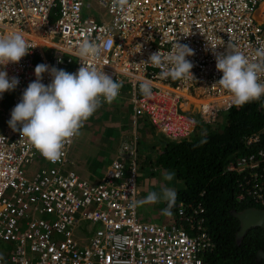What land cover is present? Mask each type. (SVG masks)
Returning <instances> with one entry per match:
<instances>
[{
	"label": "built area",
	"instance_id": "obj_1",
	"mask_svg": "<svg viewBox=\"0 0 264 264\" xmlns=\"http://www.w3.org/2000/svg\"><path fill=\"white\" fill-rule=\"evenodd\" d=\"M96 2L110 12L108 18L82 12L90 0H0V35L20 32L29 45L18 63L0 66L9 78L19 79L7 104L0 94V239L13 242L12 249L0 250V264H205L201 253L213 241L181 207L177 217L190 221L193 232L175 220L138 215L134 137L123 141L102 174L91 180L62 169L75 137L53 163L8 121L36 79L38 64L76 73L85 63L116 80L119 73L127 75L133 122L137 114H146L157 129L179 138L195 124L190 106L211 122L219 110L234 104L231 93L217 84L223 73L214 53L239 51L258 60L257 52L264 49V21L255 18L259 0H129L123 9L113 0ZM84 39L100 49L92 62L78 55ZM176 42L194 52L186 57L194 65L193 78L161 79L162 68L150 64L149 57L172 53ZM145 80L152 85L148 98L139 90ZM51 82L44 73L42 83ZM245 145L225 167L248 172L237 196L264 201V132L250 133ZM34 159L42 163L27 174ZM202 209L197 204L194 211ZM84 219L97 224L88 225V236L74 232Z\"/></svg>",
	"mask_w": 264,
	"mask_h": 264
},
{
	"label": "clouds",
	"instance_id": "obj_2",
	"mask_svg": "<svg viewBox=\"0 0 264 264\" xmlns=\"http://www.w3.org/2000/svg\"><path fill=\"white\" fill-rule=\"evenodd\" d=\"M260 3L261 0L258 2L256 10ZM113 4L114 6L123 9L126 6H129V0H113ZM28 48L29 45L24 38V35L20 32L0 35V66H6L9 63H18L26 54H28ZM99 52L100 49L97 44L89 39H84L78 46V55L81 61L92 62L99 55ZM214 54L216 57V68L223 73L217 84L231 93L233 103L236 106H243L251 101L259 100L261 96H264V82H261V76H264V49L257 52L258 60L256 61H250L248 57L239 51L229 52L226 50L224 53ZM192 55H194V52L191 48L187 45H181L176 42L172 53L162 55L160 51L155 52L149 57V63L153 66L162 68V71L159 74L161 79L171 78L173 81L187 80L193 78L191 69L194 65L186 59V57ZM46 72L52 77V82L48 85L42 83L43 74ZM35 76L36 79L29 83L27 88L23 91L20 102L12 110L11 119L8 121V124L13 131H19L21 137L26 138L29 144L40 152L45 159L55 163L64 156L66 144L70 143L72 138L80 134V129L82 128L83 123L87 121L103 103L111 104L114 102L119 96L123 85L120 81H114V78L106 74L103 70L89 67L85 63H81V67L76 73H68L63 69L50 67L46 64H38L35 67ZM18 84L19 79L17 77L9 78L6 71L0 70V94H5L6 91L14 90ZM139 90L146 98L153 95L150 81L145 80L140 82ZM10 93L12 94V92ZM130 98L131 95L129 99ZM130 104L132 113H134L131 101ZM221 110H219L218 113ZM187 111L194 117L195 122L196 117L194 114H198L202 119L195 108H191L190 106ZM138 115H145L148 123L150 122L154 129L159 131L158 133L160 136L157 137V140L155 139L157 142L160 141V138H175L168 136L160 129H157L148 115L142 113L137 114V116ZM202 121L204 120L202 119ZM135 122L133 123V128H131L130 135L123 132L122 136L119 137L118 145L115 147L113 154L115 155V152L123 141H130L131 138H135L137 151V183L139 137H141L144 132L142 131V134L139 133L138 125L135 124ZM216 122L217 117L214 121L207 123L217 124ZM18 125L20 126L19 128ZM263 128L264 127L252 130L246 135V138L250 133L257 131L264 132ZM144 139L146 140V137H144ZM203 142L206 141H202V143ZM149 144L151 146L153 145L152 150L156 153L158 150L156 146L157 143ZM67 168L76 170L73 167ZM160 168L163 169V167ZM95 179H97V177ZM164 179L168 181L172 180L173 173H166ZM151 190L144 199L137 200L136 204L142 206L147 203H157L158 201L163 200L167 202V207L162 210V214L165 216H171L173 213L172 208L175 206L177 200L176 191L171 188H162L160 193L155 192V190H153L154 192H151ZM238 198L246 201L250 200L248 203L251 204L249 205L264 207V201L254 200L246 194L241 197L238 196ZM137 199H139L138 195ZM171 220L177 221L187 230L188 228L194 229L191 222L186 219L188 226L184 225V223L178 219L177 213H173V218H170L169 221ZM160 222L168 221L162 220ZM89 224L86 225V229L89 232L88 234H85L86 236L91 233V229L87 228ZM91 228L93 227L91 226ZM203 228L205 229L204 225ZM188 231L193 232L194 230Z\"/></svg>",
	"mask_w": 264,
	"mask_h": 264
},
{
	"label": "trees",
	"instance_id": "obj_3",
	"mask_svg": "<svg viewBox=\"0 0 264 264\" xmlns=\"http://www.w3.org/2000/svg\"><path fill=\"white\" fill-rule=\"evenodd\" d=\"M10 97V91H6L5 104ZM221 111L225 114L221 125L204 122L194 114L196 122L189 133L179 138H160L155 162L159 167L171 168L180 181L172 212L176 214L181 207L205 226L213 241V246L201 253L205 264H262L256 250L264 249L263 228L253 225L239 240L235 237L239 220L232 210L251 204L237 196L248 181V172L226 169L225 165L247 148L245 138L249 132L264 127V96ZM164 204L167 207V202ZM197 204L203 209L194 211ZM180 220L188 226L185 219Z\"/></svg>",
	"mask_w": 264,
	"mask_h": 264
},
{
	"label": "rangeland",
	"instance_id": "obj_4",
	"mask_svg": "<svg viewBox=\"0 0 264 264\" xmlns=\"http://www.w3.org/2000/svg\"><path fill=\"white\" fill-rule=\"evenodd\" d=\"M90 7H86L85 5L82 8V12H92L96 16H101L108 18L110 16V12L107 11L106 7L100 6L96 0H90ZM120 79L117 81L122 82V88L120 90V94L117 99L111 104L103 103L101 107L87 120L83 123L82 128L80 129V134L74 138V142L72 143V153L71 157H69L68 162L62 166V169L66 167L76 168V159L85 160V164L82 168H76L79 174L88 179L94 180L98 177L102 170L109 163L112 158L113 151L112 146L117 142L116 136L114 134H122V130L125 129L127 135H130L131 127L133 126L132 121V108L130 104V81L127 79V75L123 73H119ZM114 81L116 79H113ZM14 91V90H12ZM10 91V92H12ZM98 116H96V115ZM224 111H220L217 116V124L221 125L224 121ZM145 121V122H144ZM150 123V122H149ZM119 124L121 127H116ZM135 124L138 125V131L142 134L141 125H147L148 121L145 118V115H138ZM152 124L150 123L149 128L150 133L148 134L147 139H144V134L139 137V147H138V166H137V186L140 189L138 194V201L144 199L148 193H150L151 187L154 188V183L159 181L162 184H166L167 188L177 190L180 181L177 180L174 175L173 179L168 181L164 179V175L166 173H173L171 168H160L157 166L155 162V157L157 153H154L153 145L151 146L149 143L156 144L157 138L153 137V134H158L159 131L152 130ZM152 128V129H151ZM102 135L101 137H99ZM110 136V137H109ZM99 137V138H98ZM105 137H109L105 140ZM103 138V139H102ZM98 139V140H97ZM156 139V140H155ZM161 140V139H160ZM101 141L103 143H101ZM149 143H148V142ZM96 145L88 147V144ZM83 152V153H82ZM81 154V155H80ZM89 154V158L86 157ZM88 158V159H87ZM42 163L41 159H34L30 164L26 166V173L30 174L34 172L38 165ZM84 169V170H82ZM160 169V170H159ZM165 169V170H164ZM163 187H158L159 191ZM164 206H161L157 203L152 204H144L137 205V212L143 218H151L158 221H169L170 216H165L162 214V210ZM90 222L88 220H82L78 227H74V232L85 235L89 232L86 229V225ZM97 224H91L92 227H95ZM13 242L7 239H0V250L8 251L12 249Z\"/></svg>",
	"mask_w": 264,
	"mask_h": 264
},
{
	"label": "water",
	"instance_id": "obj_5",
	"mask_svg": "<svg viewBox=\"0 0 264 264\" xmlns=\"http://www.w3.org/2000/svg\"><path fill=\"white\" fill-rule=\"evenodd\" d=\"M232 213L239 220V227L235 233L236 240H239L246 229L252 225H260L264 230V207L248 205L241 209H233ZM256 258L262 259V264H264L263 248L256 250Z\"/></svg>",
	"mask_w": 264,
	"mask_h": 264
},
{
	"label": "crops",
	"instance_id": "obj_6",
	"mask_svg": "<svg viewBox=\"0 0 264 264\" xmlns=\"http://www.w3.org/2000/svg\"><path fill=\"white\" fill-rule=\"evenodd\" d=\"M255 18H256V20H258V21H264V0H261V3L259 4V6H258V8H257V10H256V12H255ZM61 68V67H60ZM96 115V114H95ZM96 116H98V115H96ZM150 125V123H148L147 125H141V127H142V131L144 132V137H146V139H147V137H148V134L150 133V131H149V128L148 127H146V126H149ZM116 127H121V126H119V124L116 126ZM152 127V126H151ZM131 128H133V127H131ZM153 128V127H152ZM151 128V129H152ZM152 130H154V131H156L154 128L152 129ZM123 131H125V129H123L121 132H122V134H123ZM122 134H114L113 136H116V138H117V142L112 146V150H113V148L115 147V146H117L118 145V139H119V137H121L122 136ZM102 135H100L99 137H101ZM153 137H159L160 136V134L158 133L157 135L156 134H153L152 135ZM98 137V138H99ZM110 137V136H109ZM109 137H105V140H107ZM103 139V138H102ZM98 140V139H97ZM74 142V141H73ZM72 142V143H73ZM148 142V141H147ZM101 143H103L102 141H101ZM149 143V142H148ZM73 145V144H72ZM72 145H71V147H70V151H69V157H71V153H72ZM94 145H96L95 143H93V144H88V147H91V146H94ZM83 153V152H82ZM81 155V154H80ZM86 157H88L89 158V154H87V156ZM87 158V159H88ZM68 162V161H67ZM85 160H83V159H76V164H77V166H76V168H82L83 167V165L85 164ZM71 166V165H70ZM69 166V167H70ZM75 168V169H76ZM77 170V169H76ZM82 170H84V169H82ZM160 170V169H159ZM78 172V171H77ZM102 172H103V170H102ZM154 189H155V192H157V193H160V191H159V189H158V187H163V188H167V185L166 184H162L161 182H159V181H157V182H155L154 184ZM153 187H151V189H152ZM149 190H151L150 188H148ZM171 189H173V186L171 187ZM173 190H175L176 191V189L174 188ZM151 192H154L153 191V189L151 190ZM149 204H152V203H149ZM158 204L160 205V207L161 206H164V208H166V206H165V204H164V201L163 200H160V201H158ZM139 216H141V215H139ZM143 218V217H142ZM170 218H173V213H172V215L170 216ZM155 220V219H154ZM158 221V220H157Z\"/></svg>",
	"mask_w": 264,
	"mask_h": 264
}]
</instances>
